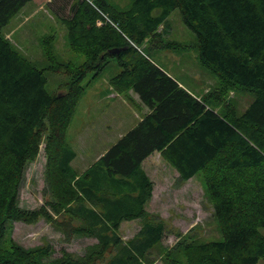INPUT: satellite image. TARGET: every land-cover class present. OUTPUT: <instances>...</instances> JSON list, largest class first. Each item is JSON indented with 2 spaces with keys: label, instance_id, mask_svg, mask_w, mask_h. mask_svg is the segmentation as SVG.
I'll use <instances>...</instances> for the list:
<instances>
[{
  "label": "trees",
  "instance_id": "16d2710c",
  "mask_svg": "<svg viewBox=\"0 0 264 264\" xmlns=\"http://www.w3.org/2000/svg\"><path fill=\"white\" fill-rule=\"evenodd\" d=\"M31 0H0V264H144L166 231L145 210L153 183L142 162L153 153L178 173L182 185L201 173L205 195L222 241L198 243L182 237L164 253L165 264H255L264 259V0H133L119 10L106 0H60L68 48L84 62H62L45 38L47 65L38 69L1 31ZM178 10L195 35L200 65L219 80L217 88L194 97L140 50L190 46L165 42L167 17ZM162 26V31L158 32ZM118 53H111V50ZM109 59L120 72L112 90L148 113L81 173L71 168L75 152L67 130L89 73L98 77ZM45 71L68 77L65 92L46 91ZM253 93L241 115L230 92ZM221 111H218V110ZM44 142L45 181L50 195L28 210L19 206L26 165ZM40 220L59 229L65 241L96 240L83 256L49 245L25 249L8 241L5 223ZM140 222L123 241L125 221ZM183 259V261H181Z\"/></svg>",
  "mask_w": 264,
  "mask_h": 264
},
{
  "label": "rangeland",
  "instance_id": "374dc122",
  "mask_svg": "<svg viewBox=\"0 0 264 264\" xmlns=\"http://www.w3.org/2000/svg\"><path fill=\"white\" fill-rule=\"evenodd\" d=\"M106 1L119 10H125L133 0ZM166 22L168 29L163 35L164 41L183 43L190 47L181 50H159L145 42L140 50L169 73L178 84L180 83L183 88L197 97L217 88L219 80L200 65L198 51L194 46L195 35L184 25L179 11H172ZM14 25L15 17L3 27L1 33L6 39V32ZM28 28L32 30L31 38L27 42L19 40L16 34L10 36L8 40L38 69H44L47 65L43 54L45 44L43 40L50 37H53L50 46L58 60L77 65L84 62L82 55L74 54L69 50L67 33L60 25L52 23L43 16L37 23H30ZM160 31L162 26L158 29V32ZM119 72L120 67L116 60L109 59L98 77L93 78V73H89L82 82L84 90L67 130L68 146L76 155L71 168L77 174L98 160L117 142L119 135L126 133L136 123L138 117L142 116V111L123 97L120 96L127 102L124 105L118 97L107 95L112 91L108 83L109 79ZM45 75L47 78L45 89L48 93L65 92L64 86L68 79L66 75L47 71ZM130 95L138 104L134 94L130 93ZM228 98L235 106L237 114L241 115L253 103L255 96L250 92L234 91L229 93ZM44 146L43 142L37 158L26 165L18 197L21 208L36 209L50 198L44 175L46 164ZM144 167L153 183L152 199L146 210L149 214L160 218L166 228L160 244L146 257L144 264H165L164 253L176 245L179 237L198 243L222 241V235L212 214V205L205 195L201 173H197L188 182L178 185L176 170L163 161L157 153ZM139 226L138 221H125L121 224L118 233L126 242L138 232ZM5 227L7 233L2 242L3 247H7L9 240L25 249L49 245L53 249V254L45 261L59 258L62 251L74 256H83L96 244L95 239L85 237H73L65 241L63 233L44 220L31 225L7 220ZM255 264H264V259L258 260Z\"/></svg>",
  "mask_w": 264,
  "mask_h": 264
},
{
  "label": "crops",
  "instance_id": "0c3cea01",
  "mask_svg": "<svg viewBox=\"0 0 264 264\" xmlns=\"http://www.w3.org/2000/svg\"><path fill=\"white\" fill-rule=\"evenodd\" d=\"M60 0H31L29 1L20 11L19 13L15 16V25L6 32V37L7 39H10V36L16 34L17 38L22 41H28L31 38L30 31L32 30L31 28H28L30 23H37L38 20H40L43 16L46 19H50L52 23H55L56 25H60L64 31H66L64 25L62 24V20L69 16V9L65 10L62 9L59 5ZM72 0L70 2V5L72 4ZM158 66V65H157ZM161 68V67H160ZM162 69V68H161ZM163 70V69H162ZM164 71V70H163ZM166 72V71H164ZM170 75L169 73H167ZM171 76V75H170ZM172 77V76H171ZM181 86V84L179 83ZM183 87V86H182ZM186 89V88H184ZM112 90V89H111ZM110 90V91H111ZM189 93H191L194 97L198 98L195 96L192 92H190L188 89H186ZM113 91V90H112ZM109 92L107 95L108 96H113L114 98L118 97L121 100V104L124 105L127 103L123 98L118 96L114 92ZM134 99L138 102L139 107L138 109L142 111V116H139L136 123H134L129 130H131L143 117L145 114L148 113V109L143 106L142 104L139 103L138 96L134 94ZM119 100V101H120ZM124 102V103H122ZM128 130V131H129ZM127 131V132H128ZM125 134V133H124ZM123 134V135H124ZM122 134L119 135L120 137L123 136ZM119 137V138H120ZM106 150V149H105ZM105 150L103 152H105ZM156 153V152H155ZM153 153L150 155L148 158H146L142 162V169L145 171L146 175L148 176L146 169H145V164L150 161L152 156L155 154ZM102 154V153H101ZM158 154V153H157ZM76 157V155H75ZM75 159V158H74ZM90 166V165H89ZM88 166V167H89ZM178 175V173H177ZM149 177V176H148ZM193 178V177H192ZM150 179V178H149ZM190 180V179H189ZM188 180V181H189ZM186 181V182H188ZM153 193V191H152ZM152 199V196H151ZM150 199V200H151ZM150 203V201L145 205V210L147 209V205ZM147 211V210H146ZM138 221V220H135ZM139 222V221H138ZM140 223V222H139ZM140 228V226H139Z\"/></svg>",
  "mask_w": 264,
  "mask_h": 264
},
{
  "label": "water",
  "instance_id": "95a60500",
  "mask_svg": "<svg viewBox=\"0 0 264 264\" xmlns=\"http://www.w3.org/2000/svg\"><path fill=\"white\" fill-rule=\"evenodd\" d=\"M110 52H111V53H118V50L113 49V50H111Z\"/></svg>",
  "mask_w": 264,
  "mask_h": 264
}]
</instances>
